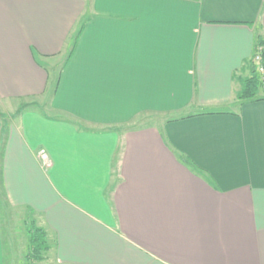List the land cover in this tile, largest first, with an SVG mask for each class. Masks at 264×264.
Returning <instances> with one entry per match:
<instances>
[{"label": "crops", "instance_id": "obj_1", "mask_svg": "<svg viewBox=\"0 0 264 264\" xmlns=\"http://www.w3.org/2000/svg\"><path fill=\"white\" fill-rule=\"evenodd\" d=\"M259 38L264 0H0V105L52 88L0 125V264L5 207L56 264H264Z\"/></svg>", "mask_w": 264, "mask_h": 264}, {"label": "rangeland", "instance_id": "obj_2", "mask_svg": "<svg viewBox=\"0 0 264 264\" xmlns=\"http://www.w3.org/2000/svg\"><path fill=\"white\" fill-rule=\"evenodd\" d=\"M72 47V45H71ZM254 52V50H253ZM70 53H68L69 55ZM67 55V57H68ZM253 55V53H252ZM251 55V57H252ZM66 54L63 52L58 61L47 63L45 62V67L48 68L50 73L49 82L51 86L57 81L59 71L64 66V62L67 60ZM261 82V81H260ZM264 88V86H261ZM260 87V88H261ZM52 88L50 87L46 97H34L25 99H12L6 101L0 105V125L3 131L14 121L19 119V115L25 109H33L36 111H41L47 113L46 105H49L50 98L52 96ZM259 89L258 91H260ZM142 119H135L131 125L139 126L143 123ZM10 208V207H9ZM3 208L1 210V220H3V227L1 228V241L3 247V256L5 264H24L28 258L27 248L25 249L26 238H28V229L31 226L30 221L32 219L31 214L26 213L24 210H17L14 208ZM27 218V222H23V218ZM49 256V255H48ZM56 264L51 258L46 257L41 262L30 261L27 264Z\"/></svg>", "mask_w": 264, "mask_h": 264}, {"label": "trees", "instance_id": "obj_3", "mask_svg": "<svg viewBox=\"0 0 264 264\" xmlns=\"http://www.w3.org/2000/svg\"><path fill=\"white\" fill-rule=\"evenodd\" d=\"M81 29H82L81 27L78 29V31L76 32L73 38L72 48L76 43V40L78 38ZM256 44L262 45L264 49V38L257 39ZM70 55L71 52L68 55L67 59L70 57ZM250 61H251L253 75H251V77L246 79L245 82L243 83V86L238 94V99L241 100H250L252 98H255L257 96V93L259 92L258 90L261 89L260 87L262 86L260 82V77L256 72L255 64L253 63L252 59ZM183 161L187 165H190L188 159L184 158ZM190 167L192 166L190 165ZM30 223L31 226L27 231L28 232L27 253H26L27 255H25V258L28 259L24 264H27L29 260L33 262L43 261L46 257L47 252L50 249V243L46 231H44L43 228L37 227L34 222L30 221Z\"/></svg>", "mask_w": 264, "mask_h": 264}, {"label": "built area", "instance_id": "obj_4", "mask_svg": "<svg viewBox=\"0 0 264 264\" xmlns=\"http://www.w3.org/2000/svg\"><path fill=\"white\" fill-rule=\"evenodd\" d=\"M256 67V72L260 77L261 85L264 86V49L260 44H256L253 55L251 57ZM38 159L41 161L43 167L49 166V156L43 149L38 151Z\"/></svg>", "mask_w": 264, "mask_h": 264}]
</instances>
